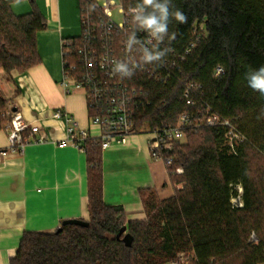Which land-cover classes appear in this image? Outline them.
Instances as JSON below:
<instances>
[{
  "label": "trees",
  "instance_id": "16d2710c",
  "mask_svg": "<svg viewBox=\"0 0 264 264\" xmlns=\"http://www.w3.org/2000/svg\"><path fill=\"white\" fill-rule=\"evenodd\" d=\"M0 0V69L7 75L24 72L40 60L36 35L47 20L34 0L33 9L15 15L11 3ZM129 11L138 0H117ZM187 15L186 24L173 21L166 40L174 53L189 52L165 83L149 82L138 74L149 105L135 110V129L148 132L175 125L190 106L182 90L185 81L198 83L202 93L195 109L210 108L245 137L237 153L228 151L220 127L186 129L185 142L163 153L173 158L170 180L180 185L159 199L140 191L145 218L128 221L123 209L108 206L102 197L99 140L85 142L88 178V226L64 225L59 232L26 231L9 264H168L180 253L191 264H264V96L248 87V70L264 66V0H173ZM130 26L133 28L130 19ZM132 30V29H131ZM222 66L219 79L213 70ZM8 100L0 96V129H9L1 116ZM260 117V118H258ZM23 137L25 132L22 133ZM177 167L182 174H173ZM241 183L243 203L233 209L232 185ZM122 227L125 233L117 234ZM254 232L257 242L249 241ZM128 234V238L125 235Z\"/></svg>",
  "mask_w": 264,
  "mask_h": 264
},
{
  "label": "crops",
  "instance_id": "0c3cea01",
  "mask_svg": "<svg viewBox=\"0 0 264 264\" xmlns=\"http://www.w3.org/2000/svg\"><path fill=\"white\" fill-rule=\"evenodd\" d=\"M34 2L47 20L46 30L36 35L40 62L10 75L0 70V96L3 93L8 109L37 125L47 139L37 142V134L26 131L23 147L11 149L8 131L0 129V264H9L24 232L52 233L64 220L89 218L86 154L53 143L64 139L65 122L51 116L61 107L91 136L99 133L89 122L83 93L65 95L61 85L62 40L78 36L79 0ZM10 8L15 15H25L33 6L19 0ZM149 139L147 130H138L125 144L101 150L103 201L121 207L128 221L145 218L140 191H154L165 199L178 187L164 161L150 155Z\"/></svg>",
  "mask_w": 264,
  "mask_h": 264
},
{
  "label": "built area",
  "instance_id": "2783aa9c",
  "mask_svg": "<svg viewBox=\"0 0 264 264\" xmlns=\"http://www.w3.org/2000/svg\"><path fill=\"white\" fill-rule=\"evenodd\" d=\"M113 10L121 17L119 22L113 19ZM130 19V11H125L117 0H79L80 34L62 40L61 85L65 95L75 91L83 93L89 122L98 128L99 133L91 136L88 128L81 126L67 110L58 107L51 114L52 118L65 122L64 139L53 142L58 147L70 145L85 153V142L90 139L99 140L101 150L125 144L128 137L138 131L135 129V110L150 104L146 99L147 91L136 85L138 74H144L149 82L165 84L173 77L178 62L183 61L184 55L189 52V48L182 54L172 51L162 66H146L143 70H137L131 78L122 79L114 75L111 71L113 58L126 59L129 55L137 59L139 57L138 52L127 53L124 46L132 29ZM138 35L142 40L146 39L145 33L140 32ZM201 93L200 84L185 81L182 95L185 104L191 109L182 112L175 125L161 126L149 132V153L152 157L162 159L167 168L173 158L165 160L163 153L170 151L173 143L183 142L188 128H222L224 143L232 154H236L237 146L246 140L232 123L211 112L209 107L194 111ZM1 116L9 121V148H22L25 143L22 133L26 131L37 134L35 141H46L45 133L37 125L25 122L19 112L7 109ZM172 173L182 174L183 169L177 167ZM232 188L234 195L230 199L231 207L241 209L244 206L243 187L241 183H236ZM257 240L255 233L251 232L249 241ZM186 261L187 255L180 253L168 264H185Z\"/></svg>",
  "mask_w": 264,
  "mask_h": 264
},
{
  "label": "clouds",
  "instance_id": "9594fccd",
  "mask_svg": "<svg viewBox=\"0 0 264 264\" xmlns=\"http://www.w3.org/2000/svg\"><path fill=\"white\" fill-rule=\"evenodd\" d=\"M129 11L133 28L128 33L124 46L127 53L138 52L139 57L137 59L129 55L126 59H112L111 71L122 79L131 78L137 70H143L149 65L162 66L173 49L161 46L166 40L170 43L176 35L175 32H169V25L173 21L186 24L188 19L181 9L175 8L173 0H138ZM140 32L146 34V39L140 38ZM222 72V66H218L213 70V78L219 79ZM245 76L248 87L264 96V66L250 68ZM260 116L264 117V110Z\"/></svg>",
  "mask_w": 264,
  "mask_h": 264
},
{
  "label": "water",
  "instance_id": "95a60500",
  "mask_svg": "<svg viewBox=\"0 0 264 264\" xmlns=\"http://www.w3.org/2000/svg\"><path fill=\"white\" fill-rule=\"evenodd\" d=\"M12 111H15V109L13 108ZM64 225H77V226H81V227H87L88 226V222L82 219H69V220H64L61 223V226L56 230V232H59L61 230V227ZM126 227H122L120 229V231L117 234V238H119V236L122 233H125ZM128 238V234L125 235L124 239Z\"/></svg>",
  "mask_w": 264,
  "mask_h": 264
},
{
  "label": "rangeland",
  "instance_id": "374dc122",
  "mask_svg": "<svg viewBox=\"0 0 264 264\" xmlns=\"http://www.w3.org/2000/svg\"><path fill=\"white\" fill-rule=\"evenodd\" d=\"M113 19L116 21V22H119L120 20H121V17L117 14V12L115 11V10H113ZM78 22V21H77ZM78 24V23H77ZM79 26H80V23H79ZM80 34V31L78 32V35ZM1 70V69H0ZM1 96L3 97V96H5L3 93L1 94ZM7 109H8V104H7V107H6V109H4V110H2L1 111V114L2 113H4L5 111H7ZM183 142H185V141H183ZM180 185H178V187H179ZM256 235V234H255ZM185 264H191V262H189V260H188V256H187V261H186V263Z\"/></svg>",
  "mask_w": 264,
  "mask_h": 264
}]
</instances>
